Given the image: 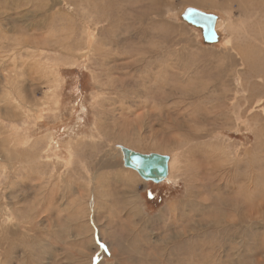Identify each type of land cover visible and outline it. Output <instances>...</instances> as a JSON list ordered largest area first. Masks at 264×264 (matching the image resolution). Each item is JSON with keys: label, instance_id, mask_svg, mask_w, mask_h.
Returning a JSON list of instances; mask_svg holds the SVG:
<instances>
[{"label": "rangeland", "instance_id": "1", "mask_svg": "<svg viewBox=\"0 0 264 264\" xmlns=\"http://www.w3.org/2000/svg\"><path fill=\"white\" fill-rule=\"evenodd\" d=\"M0 264H264L263 4L0 0Z\"/></svg>", "mask_w": 264, "mask_h": 264}, {"label": "water", "instance_id": "2", "mask_svg": "<svg viewBox=\"0 0 264 264\" xmlns=\"http://www.w3.org/2000/svg\"><path fill=\"white\" fill-rule=\"evenodd\" d=\"M184 20L202 29L204 42L211 44L217 41L214 16L191 10L184 16ZM123 159L125 167L135 170L145 181L160 183L167 178L169 161L167 156L156 153L146 155L124 149Z\"/></svg>", "mask_w": 264, "mask_h": 264}, {"label": "bare ground", "instance_id": "3", "mask_svg": "<svg viewBox=\"0 0 264 264\" xmlns=\"http://www.w3.org/2000/svg\"><path fill=\"white\" fill-rule=\"evenodd\" d=\"M199 1H202V0H199ZM204 1V0H203ZM226 1V0H225ZM232 2H234V0H231ZM236 3H242L243 5L246 4V5H250V6H256V5H259V4H263V7H264V0H235ZM31 26V25H30ZM88 29V27H87ZM120 29V28H119ZM215 29H216V24H215ZM99 32V31H98ZM112 41V40H111ZM114 62H117V61H114ZM12 113V112H9V114Z\"/></svg>", "mask_w": 264, "mask_h": 264}]
</instances>
